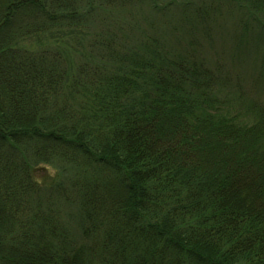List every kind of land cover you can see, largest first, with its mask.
Returning <instances> with one entry per match:
<instances>
[{"label":"trees","instance_id":"1","mask_svg":"<svg viewBox=\"0 0 264 264\" xmlns=\"http://www.w3.org/2000/svg\"><path fill=\"white\" fill-rule=\"evenodd\" d=\"M220 22L264 53V0H0V264H264V100L203 53Z\"/></svg>","mask_w":264,"mask_h":264},{"label":"rangeland","instance_id":"2","mask_svg":"<svg viewBox=\"0 0 264 264\" xmlns=\"http://www.w3.org/2000/svg\"><path fill=\"white\" fill-rule=\"evenodd\" d=\"M231 34L229 25H216L212 38L204 43L203 53L207 59L229 66L233 75L241 77L250 96L264 100V53L240 44Z\"/></svg>","mask_w":264,"mask_h":264}]
</instances>
